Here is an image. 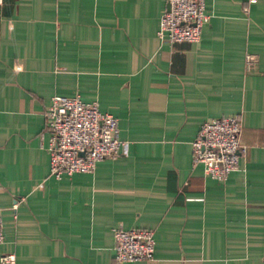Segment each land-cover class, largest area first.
I'll list each match as a JSON object with an SVG mask.
<instances>
[{
    "label": "crops",
    "instance_id": "1",
    "mask_svg": "<svg viewBox=\"0 0 264 264\" xmlns=\"http://www.w3.org/2000/svg\"><path fill=\"white\" fill-rule=\"evenodd\" d=\"M166 9L0 0V257L116 264L123 228L155 233L153 261L123 264H264V0H206L198 43L159 38ZM57 95L114 115L127 152L94 173L50 175ZM234 115L248 148L219 182L193 164L192 142L204 122Z\"/></svg>",
    "mask_w": 264,
    "mask_h": 264
},
{
    "label": "built area",
    "instance_id": "2",
    "mask_svg": "<svg viewBox=\"0 0 264 264\" xmlns=\"http://www.w3.org/2000/svg\"><path fill=\"white\" fill-rule=\"evenodd\" d=\"M254 1V0H253ZM169 10L160 18L158 36L174 43H198L209 16L206 0H167ZM247 55V65L254 62ZM49 133L50 175L57 179L75 173H94L97 164L117 159L128 150L119 138V121L101 112L97 102L86 103L79 95L54 96L46 113ZM242 126L237 115L214 118L203 123L192 142L194 165H203L206 174L225 182L240 169L241 156L248 146L242 141ZM155 233L152 229H116L115 263L153 261ZM4 243L0 215V245ZM3 263H15V255L0 257Z\"/></svg>",
    "mask_w": 264,
    "mask_h": 264
},
{
    "label": "water",
    "instance_id": "3",
    "mask_svg": "<svg viewBox=\"0 0 264 264\" xmlns=\"http://www.w3.org/2000/svg\"><path fill=\"white\" fill-rule=\"evenodd\" d=\"M169 8H170V6H169V4H167V10H169Z\"/></svg>",
    "mask_w": 264,
    "mask_h": 264
}]
</instances>
